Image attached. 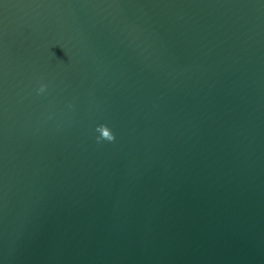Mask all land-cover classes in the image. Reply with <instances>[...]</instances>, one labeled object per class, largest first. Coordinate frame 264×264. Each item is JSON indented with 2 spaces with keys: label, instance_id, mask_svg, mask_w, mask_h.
I'll list each match as a JSON object with an SVG mask.
<instances>
[{
  "label": "water",
  "instance_id": "95a60500",
  "mask_svg": "<svg viewBox=\"0 0 264 264\" xmlns=\"http://www.w3.org/2000/svg\"><path fill=\"white\" fill-rule=\"evenodd\" d=\"M0 264H264V0H0Z\"/></svg>",
  "mask_w": 264,
  "mask_h": 264
},
{
  "label": "clouds",
  "instance_id": "9594fccd",
  "mask_svg": "<svg viewBox=\"0 0 264 264\" xmlns=\"http://www.w3.org/2000/svg\"><path fill=\"white\" fill-rule=\"evenodd\" d=\"M45 85L41 84L39 88L37 89V93H43L45 91ZM95 131L99 133V135L96 137V142L100 143L101 141H108L113 142L115 140V136L111 129L104 124L97 125Z\"/></svg>",
  "mask_w": 264,
  "mask_h": 264
}]
</instances>
